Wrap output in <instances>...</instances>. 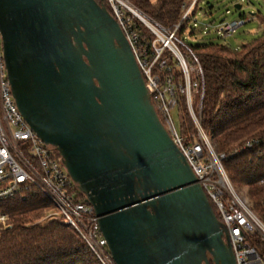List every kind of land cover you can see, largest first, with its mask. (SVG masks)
<instances>
[{"label": "water", "instance_id": "1", "mask_svg": "<svg viewBox=\"0 0 264 264\" xmlns=\"http://www.w3.org/2000/svg\"><path fill=\"white\" fill-rule=\"evenodd\" d=\"M0 39L20 113L93 206L116 264H237L102 0H0Z\"/></svg>", "mask_w": 264, "mask_h": 264}, {"label": "built area", "instance_id": "2", "mask_svg": "<svg viewBox=\"0 0 264 264\" xmlns=\"http://www.w3.org/2000/svg\"><path fill=\"white\" fill-rule=\"evenodd\" d=\"M109 2L133 48L162 122L193 168L198 182L215 206L217 217L228 231L237 264H264V202L261 211L257 210L248 188L243 193L231 181L223 164L226 154L216 149L202 126L204 72L193 52H185L178 44L187 46L178 37L181 23L173 30H167L124 0ZM199 2L186 1L182 21L195 19ZM127 11L153 33L151 42L142 39L131 17H127ZM248 20L244 17L223 22L218 31L230 34ZM171 60L176 61L180 77L170 64ZM182 101L196 127V132L191 135L194 140L187 139L173 119L172 112L178 109L183 125ZM246 145L251 146V142ZM29 190L41 192L52 202L53 208L17 233L29 232L30 227L44 228L51 222L71 225L101 264H116L93 206L81 197L82 192L71 179L58 152L42 141L20 113L7 80L0 42V203L24 197ZM8 221L9 216L0 212V231L8 227Z\"/></svg>", "mask_w": 264, "mask_h": 264}, {"label": "trees", "instance_id": "3", "mask_svg": "<svg viewBox=\"0 0 264 264\" xmlns=\"http://www.w3.org/2000/svg\"><path fill=\"white\" fill-rule=\"evenodd\" d=\"M102 1L114 15L109 0ZM124 1L167 30L181 23L178 37L184 34L190 21H182L187 0ZM127 17H131L142 39L151 42L154 35L147 26L128 11ZM182 50L193 52L204 72L202 126L216 149L226 154L223 164L231 181L238 187H247L254 207L261 211L264 202V31L239 48L207 42L187 44ZM170 64L180 77L176 61L171 60ZM180 108L181 128L187 139L194 140L191 135L196 127L183 101ZM248 142L251 146L246 145ZM80 194L87 201L85 194ZM211 205L216 212L212 202ZM52 208V202L38 190H29L24 197L0 203V212L9 216L8 227L0 231V264H101L71 225L51 222L44 228L30 227L29 232L17 233L43 218Z\"/></svg>", "mask_w": 264, "mask_h": 264}, {"label": "rangeland", "instance_id": "4", "mask_svg": "<svg viewBox=\"0 0 264 264\" xmlns=\"http://www.w3.org/2000/svg\"><path fill=\"white\" fill-rule=\"evenodd\" d=\"M236 5H241V8H236ZM243 16L249 20L232 33L225 34L218 31L221 23L241 20ZM263 31L264 0H200L195 19L189 21L186 31L179 40L188 45L216 42L239 48ZM178 44L182 48V44L180 42ZM172 115L177 128L181 130L178 109L173 110ZM238 189L246 193V187H238Z\"/></svg>", "mask_w": 264, "mask_h": 264}]
</instances>
